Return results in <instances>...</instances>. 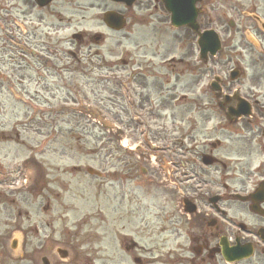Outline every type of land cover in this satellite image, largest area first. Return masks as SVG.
Wrapping results in <instances>:
<instances>
[{
	"label": "rangeland",
	"instance_id": "rangeland-1",
	"mask_svg": "<svg viewBox=\"0 0 264 264\" xmlns=\"http://www.w3.org/2000/svg\"><path fill=\"white\" fill-rule=\"evenodd\" d=\"M218 1L213 11L205 7L201 24L202 29L218 32L223 50L205 65L197 62L195 38L187 30L174 31L158 22L156 13L149 17L128 12L106 0H78V15L65 8L66 31L52 35L50 53L71 51L74 32L85 35L84 43H90L93 34L101 35L102 41L91 42L90 53L81 50L78 59L89 64L84 70L81 65L77 71L68 56L55 61L50 54V70L29 60L32 66L18 73V95L25 101L19 100L12 118L18 145H8V152L4 145L0 150L5 194L0 232L5 239L18 231L23 251L41 255L39 264H45L49 254L69 263L72 256L63 245L64 236L78 228V264H131L122 238L155 249L158 240L141 230H156L159 198L188 199L193 185L202 181L198 169L191 171L192 143L201 149L205 143L221 141L226 147L214 155H231L229 163H234V150L249 149L250 164L261 163L260 142L243 140L248 134L242 132V124L237 127L241 134L235 132L234 124L214 105L221 98L209 89L216 77L223 93L245 96L248 90L254 94L264 88V60L254 52L259 46L247 15L261 12L251 1L241 11L235 9L236 0ZM107 11L125 16L122 31L105 28L102 17ZM229 21L234 28L228 27ZM26 28L31 35L32 26ZM246 30L255 44L252 36L243 34ZM4 36L0 30V38ZM59 39L66 43L57 44ZM236 67L242 74L231 81L229 73ZM117 132L118 143L112 137ZM88 168L102 177L87 174ZM208 169L212 174L214 168ZM11 212L16 218L12 223L6 216ZM153 252L145 257L153 261Z\"/></svg>",
	"mask_w": 264,
	"mask_h": 264
},
{
	"label": "flooded vegetation",
	"instance_id": "flooded-vegetation-1",
	"mask_svg": "<svg viewBox=\"0 0 264 264\" xmlns=\"http://www.w3.org/2000/svg\"><path fill=\"white\" fill-rule=\"evenodd\" d=\"M174 1L179 0L171 2ZM183 1L187 6L191 0ZM236 1L237 11L243 10L246 2H253L254 7L261 12L256 14L257 18H261L264 22V0ZM218 2V0L197 1L199 24L203 22V14L207 13L205 7L213 11L214 4ZM121 5L125 11L149 13V17L156 13L158 22L170 24L165 0H135L130 7ZM67 6L78 15V0H50L44 7L38 6L35 0H0V30L5 31V36L0 38V150H3L4 145L8 152V145H18L17 129L13 127L17 124H12L18 105V73L25 66H29V60L39 69L50 70V62L54 58L50 56L52 53L47 44L54 38L52 35L59 36L66 31L64 10ZM253 22H250L249 26L255 28L253 34L259 46L254 52L257 55L261 54L260 59L264 60V26L260 25L259 20L255 19ZM208 23L210 24L211 21L209 20ZM26 25L32 26L31 35L28 34ZM12 27L19 32L18 36L22 42ZM247 33L250 32L246 30L243 34ZM70 39L73 44L71 52L62 48L56 49L55 61L68 56L78 71L83 61L78 59V56L84 52L81 50L86 48L90 53L89 44L96 40L100 42L102 38L90 35V43H84L85 35L74 32L70 35ZM56 43L66 42L59 39ZM88 65L85 62L80 68L84 70ZM257 90L258 92H254L255 95L248 90L245 96H241L251 103L253 116L242 117L237 120L234 127L237 128L242 124V132L248 134L243 140L260 142L258 156L262 157L261 163L255 167L250 164L247 152L249 149L234 150V163H229L230 158L232 159L231 155H228L230 158L227 159L223 155L222 158L214 155L218 149L223 150L226 147L221 141L205 143L201 149L197 148L195 142L192 143L191 171L195 173L198 169L202 181L193 185L188 199L179 201L177 198H159L156 230L152 232L151 227L141 230L147 236H154L155 240H158L155 249L141 248L130 237L122 238V246L130 256L131 264H264V88ZM222 117L227 120L225 113ZM8 124L12 125L9 127L10 130ZM235 132L240 135V128ZM207 161L211 162V165L205 166ZM211 167L214 168L212 174L208 169ZM1 183L0 229L5 199ZM160 188H165L163 183L160 184ZM13 215L12 212L6 215L11 219L10 223L16 220ZM15 216L17 217V214ZM145 225L149 226L147 223ZM73 235L66 233L64 236L66 243L63 244L70 251V257L72 256L70 262L60 263V258L56 257L57 260H53L54 254H49L45 257V264H72L75 259V264H78V257L74 256V252L78 250V228ZM6 240L8 238L5 239L0 232V264H39L41 255H26L23 247L20 261L8 257L5 253ZM48 241L56 243L52 239ZM152 251L157 253L153 261L145 257L146 253Z\"/></svg>",
	"mask_w": 264,
	"mask_h": 264
},
{
	"label": "water",
	"instance_id": "water-1",
	"mask_svg": "<svg viewBox=\"0 0 264 264\" xmlns=\"http://www.w3.org/2000/svg\"><path fill=\"white\" fill-rule=\"evenodd\" d=\"M38 5L43 6L46 5L49 0H36ZM118 3H126L130 5L134 0H111ZM172 0H165V4L167 5V9L171 13V22L173 27L178 28L182 26H187L192 31L197 32L198 40L197 45L200 51V57L203 61H207L208 55L211 57L215 56L220 51V42L216 33L212 30L204 31L203 33L198 32V26L196 24V17L197 12L194 10V4L197 0H191L189 4L186 6L183 0L174 1ZM104 23L107 27L113 30H120L124 25L123 19L115 14V13H107L104 16ZM238 77L237 72H233L231 74V79H236ZM212 88L215 92L220 91V87L218 84V79L216 82L212 84ZM234 101L236 102L235 107L230 106V103ZM223 106L226 108L228 116L231 118L238 119L242 116H249L250 115V107L249 105L239 98L238 96L232 97H225ZM89 174H93L92 170H88ZM17 236V235H15ZM18 238L12 239L9 244L11 245V251L15 253L16 249L18 248L17 242Z\"/></svg>",
	"mask_w": 264,
	"mask_h": 264
}]
</instances>
